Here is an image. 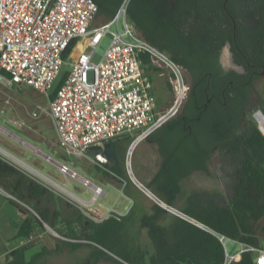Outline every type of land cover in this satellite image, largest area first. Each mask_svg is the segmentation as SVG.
<instances>
[{
    "label": "trees",
    "instance_id": "trees-1",
    "mask_svg": "<svg viewBox=\"0 0 264 264\" xmlns=\"http://www.w3.org/2000/svg\"><path fill=\"white\" fill-rule=\"evenodd\" d=\"M94 1L98 5L97 16L104 17V23L111 20L119 7L127 1L128 19L134 23L139 33L151 44L169 53L172 60L187 66L192 71L188 77L190 90L180 115L181 118L174 124H170V120L164 124L168 126L170 133L180 135L182 139L178 142L176 150L162 162L155 192L157 196L168 205L174 206V201L180 192V176L176 175L173 160L180 152L184 154L189 148L191 150L189 162L201 168L206 165L212 150L217 149L221 155L222 170L232 180V194L227 203L222 202L218 192H194L187 197L186 205L181 209L183 213L203 223L212 231L177 215L174 230L170 232L165 225L158 222L160 216L167 212L160 204L155 205L153 213L142 218V227L147 229L155 250L150 264H225V246L217 234L252 246H263L264 224L261 225V222L264 221V133L255 120L244 121V115L249 102L248 91L254 88V82L259 79L258 71L264 67V0ZM203 1L213 2L215 10L226 3L237 20L241 16L237 5L246 3L247 7L253 9L255 13L253 18L258 28L250 32L245 44L242 45L240 42L237 31V41L247 52L246 60L241 61L245 66V73L217 71L211 65L217 58L210 55L195 57L192 62H188L186 58L166 47L153 32L161 31V12L168 9L171 3ZM167 18L174 25L179 16L170 14ZM231 36L225 35L224 38L234 42ZM224 41L221 42V46ZM75 45L76 41H72L64 52L65 58L72 52ZM140 56L143 60L144 72L151 79L153 88L154 77L159 75L161 69L151 64L147 53H141ZM63 78L58 82L53 95ZM239 78L250 81V84L237 94L238 89L235 90L234 86L239 84ZM231 81H233L232 84ZM168 83L171 87V83ZM233 92H235L234 95H232ZM209 99L212 102L209 103ZM220 101L227 102L226 106H222L220 113L221 125L224 128L223 135L215 139L211 138L208 128L210 117L207 114L201 117L199 127L193 131L187 129L188 116H196L199 113V106ZM260 101L264 108V96ZM242 122L243 128L239 129ZM204 150L202 159H197L196 153L192 154V152ZM186 162L184 161L185 164ZM117 166L118 163L112 165L115 170ZM0 186L17 199H10L11 204L26 213L15 235L16 238H30L38 229L45 230V223L64 236L56 243L53 250L44 246L41 250L34 252L29 259L28 244H21L10 250L4 262L0 264H41L42 259L51 252H62L65 249L75 251L82 246L95 247L90 264H97L101 259L121 262L104 249L113 251L112 248L115 249L116 244H121L118 241L119 233L123 228L121 219L110 217L97 222L81 210L73 209L68 202L64 207L70 208L71 211L63 210L59 207L60 204L54 208L50 203L52 200L58 201L56 193L20 168L5 161L1 156ZM63 223L69 225L64 232L61 228ZM74 223L80 225V231L71 227ZM116 254L132 264H143L144 256L139 252L131 253L126 250ZM229 264H255L254 253L249 250L240 252Z\"/></svg>",
    "mask_w": 264,
    "mask_h": 264
},
{
    "label": "built area",
    "instance_id": "built-area-1",
    "mask_svg": "<svg viewBox=\"0 0 264 264\" xmlns=\"http://www.w3.org/2000/svg\"><path fill=\"white\" fill-rule=\"evenodd\" d=\"M97 14L94 0H0V85L6 91L17 84H26L43 92L48 108L37 104L30 116L46 115L52 119L59 146L67 154L106 167L108 159L101 154L92 158L88 152L90 146H103L141 127L144 128L134 140L149 136L179 111L190 84L184 79L182 64L146 40L128 19L127 1L111 20L92 27ZM106 34L111 35V42L103 58L94 62L93 55ZM80 40L84 48L75 54ZM72 41L76 45L65 58L64 52ZM144 52L151 64L161 69L159 75L169 77L176 93L175 102L163 112L156 108L152 82L143 69L140 55ZM65 63H69L70 70L53 95L54 91L49 90ZM5 102L11 104V97ZM253 118L264 133V113L259 109ZM10 122L19 128L26 125L23 119L14 118ZM0 154L16 166L20 164L9 152L0 149ZM59 167L64 173L81 178L87 190H94L89 200L78 197L84 205L95 203L105 194L101 185L80 176L65 162ZM114 211L107 209L108 213ZM217 235L225 246V264H229L236 256H230L227 251L229 238ZM239 243L240 252L252 251L255 264H264V246Z\"/></svg>",
    "mask_w": 264,
    "mask_h": 264
},
{
    "label": "rangeland",
    "instance_id": "rangeland-1",
    "mask_svg": "<svg viewBox=\"0 0 264 264\" xmlns=\"http://www.w3.org/2000/svg\"><path fill=\"white\" fill-rule=\"evenodd\" d=\"M105 22L104 17L101 15L97 16L93 26H98ZM120 28H123V19L120 20ZM78 47L84 48L83 40H80ZM111 42V35L106 34L97 46L96 52L93 55L92 60L98 62L103 58V55ZM225 61L227 60V55H224ZM70 70L69 63H65L62 66L61 72L57 79L55 80L52 88L49 90L50 93L54 91L58 82L63 78V76ZM184 79L186 83H189L188 75L182 70ZM169 77H161L156 75L154 77L152 95L155 98L156 108L159 112H163L170 108L175 102L176 93L174 92L173 85L170 87ZM257 92L256 95L261 94V99L264 96V76L260 78L256 83ZM11 97V104L6 103V99ZM187 97L184 98L179 111L170 118V124L176 123L181 117L183 107ZM37 104L48 108V99L43 92L34 88L33 86L26 84H17L12 90H4L0 85V148L11 153L13 156L19 158L21 161L32 166L34 169L38 170L40 173L48 176L52 179L50 181L45 178L40 173L29 169L25 164H18L17 166L11 163L3 154L0 156L13 166H16L32 176L35 180L39 181L41 184L48 187L51 191L57 194L58 201L52 200L50 203L54 208L60 204L63 210H69L66 208L65 203H70L73 209H78L84 212L86 216L100 219L103 210L98 211V203L103 204H114L119 202L120 204L126 206V210H132V212L125 218V228L119 233L118 241L121 244H116L112 248L113 251L119 253L120 251H129L131 253L141 252L144 258L148 259L151 254H153L151 240L144 230L140 227V216L144 213H151V202L146 200V198L141 194V192L134 188L130 181H133L132 171H137L138 167L142 166L143 171L146 175L151 173V168L154 164L153 159L146 153L147 143L143 142L139 146L131 148V141L136 137V135L144 128H138L134 131L127 132L120 136L121 144L124 148L119 155V165L122 169V174L126 182L129 185L126 187L124 180L117 174H108V169L105 166L98 164L95 161H89L88 159H80L75 156L67 154L60 146L58 142V137L53 125V121L49 116L41 115L38 118H33L30 116V112L36 107ZM4 109V113L2 112ZM261 110L264 113V108L262 107V101L253 99L251 106H249L244 115V121L248 120L253 122V114L257 110ZM23 119L26 125L23 128H19L10 122V119ZM2 126V127H1ZM243 128V122L240 124L239 129ZM166 129V128H165ZM167 132V131H166ZM18 136V137H17ZM125 136V137H124ZM24 139L31 145L39 147L42 152L46 155L51 156L60 162H65L75 171L79 170L84 177L91 178L93 182L100 184L104 190L105 194L98 197L97 201L93 205L86 206L78 200L79 198L88 200L94 195V190H87L83 185L82 181L78 179L79 177H73L72 173H64L59 165L53 163L50 159H47L43 154L33 150L30 146L23 143L21 139ZM144 150L142 155V160L140 161L141 150ZM94 158V156H92ZM210 172L209 173H199L194 175L187 182L189 188H184L181 196L174 201L176 207H181L187 195L192 192H218L221 195V200L223 203H227V200L232 194V180L231 178L222 170L221 155L217 149L214 150L211 159L208 162ZM108 166H111L109 164ZM107 166V168H109ZM131 169V170H130ZM134 173V172H133ZM60 186L66 188L69 192L60 190ZM153 188V185H150ZM77 196V197H76ZM2 197V196H1ZM3 199V198H2ZM104 209V208H103ZM0 263H3L5 256L8 251L21 245L28 244L29 249L27 251L28 259L30 256L42 247L46 246L53 250L56 243L63 239L64 236L53 229L52 227H46L45 230L38 229L30 238H19L15 237L16 230H18L15 218L12 213L15 211L14 205L7 204L6 206L0 201ZM173 215H177L171 210H167ZM104 215V214H103ZM171 218V217H170ZM264 221L261 222V225ZM48 226V225H47ZM76 226V225H74ZM62 231H66V226H61ZM80 231L79 227H76ZM114 241V240H112ZM262 244L264 246V235L262 237ZM226 246L230 256H234L241 251V245L238 241L232 239H226ZM111 249V248H110ZM108 251L113 257L121 262H114L107 259H101L97 264H132L127 261H123L119 255L113 251ZM95 253V247L84 246L77 251H70L65 249L62 252H51L42 259L41 264H90L91 254ZM135 264V263H133Z\"/></svg>",
    "mask_w": 264,
    "mask_h": 264
},
{
    "label": "flooded vegetation",
    "instance_id": "flooded-vegetation-1",
    "mask_svg": "<svg viewBox=\"0 0 264 264\" xmlns=\"http://www.w3.org/2000/svg\"><path fill=\"white\" fill-rule=\"evenodd\" d=\"M247 4L237 5L239 9L238 20L234 18L227 4L224 3L220 9L215 10L214 3L207 2H173L168 9L161 12L162 28L161 31H153L156 36L159 37L161 42L166 45L173 52L179 54L181 57L187 59L188 62H192L195 57L201 56H214L217 59L212 62V67L217 71H224L230 73L235 71L237 73H245V66L241 62L246 60L247 52L242 48V45L246 43L247 36L253 29L258 28L253 18L254 11L251 7H247ZM170 14H177L179 19L173 25L167 18ZM226 15V17H224ZM239 26V27H237ZM150 33L151 31L148 30ZM237 31L239 32V39L242 45L237 41ZM232 35L233 41L229 38H224ZM224 38V39H223ZM224 41L221 46V42ZM227 55L225 61L224 55ZM183 66L184 71L190 76L192 74L191 69L187 66ZM258 71L259 79L264 76V67ZM240 82L234 86L237 90V94L250 84V81H243L239 78ZM254 82V88L249 89V97L247 108L251 106L253 99L260 101L261 94L256 95L257 92L256 83ZM242 80V81H241ZM233 81H231V84ZM235 92L232 93L234 95ZM212 102L209 99V103ZM227 102H214L211 105L204 103L203 106H199V113L196 116L189 115L186 120L187 129L193 131V129L199 127L201 124V117L208 115L210 122L208 124L209 134L211 138L215 139L218 136L224 134V128L221 125V109L222 106H226ZM195 140V137H193Z\"/></svg>",
    "mask_w": 264,
    "mask_h": 264
},
{
    "label": "crops",
    "instance_id": "crops-1",
    "mask_svg": "<svg viewBox=\"0 0 264 264\" xmlns=\"http://www.w3.org/2000/svg\"><path fill=\"white\" fill-rule=\"evenodd\" d=\"M120 136H122V135H120ZM120 136L116 140L111 141L112 147L117 152V159H118V162H117L118 163V166L116 167L117 169L115 170L112 167V165L117 164V163H111V162H109L108 164H106V168H107V166L109 164H111V166H108L109 168H107L108 169V174H113V175L114 174H117L119 177H123L121 179H122V181L124 180V183H125V185L127 187L129 185V182H126V180L124 179V175L122 174V169H121V167L119 165V155H120V153L122 151V148H124L123 145L121 144ZM134 139H132V141H131V144H130L131 145V148H134L135 146H139L141 143L146 142L147 143V149L145 151H146V153L148 155V158L150 156L153 159V161H154V164L153 165H155V166H152L151 173L149 175H146L144 173L142 166L141 167L139 166L138 169H137V171H134L133 170L132 171V177H133L134 181L136 182V184L133 181H130V183H131V185L134 188H137L141 192V194H143V196L146 198V200H148V201L151 202V209H152L151 210V213H153L154 210H155L154 209L155 208V205L156 204H159V203L156 201V199H154L147 192H145L144 189L142 188V186L146 187L152 193H154L155 195H157L155 192H156L157 186H158L157 180H158V178L160 176V168H161L162 162H163L164 159H166V157H169L171 155V152H173L174 150H176V148H177L176 146L178 145V142L182 138H181L180 135L176 136L175 133L174 134L170 133L169 130H168V126L167 125H163V126L159 127L158 129H156L155 131H153L149 136H147V137H145V138H143L141 140L135 141ZM21 141H22V139H21ZM25 142H26L25 144L28 143L27 141H25ZM31 148H33L34 150H36L37 147L33 145ZM213 152H214V150H212L211 156L207 160L206 165L203 168L196 167L195 166V163L189 162L188 157L191 154L190 148L187 149V151L184 152V154L182 152H180L176 157H174L173 163L175 164L176 175L177 176H180V181H179L180 192H179L178 196L176 197L175 201L181 196V193L183 192V189L184 188L191 187V186H188L189 184L187 182L191 177H193L196 174L198 175L199 173H209L210 172L208 162L211 159ZM143 153H144V150L142 149L141 150V154H140V161L143 158L142 157ZM192 154H195L197 156V159H202L203 156H204V154H205V150L202 151V152H192ZM17 159H19V158H17ZM184 161H187L186 164L184 163ZM23 163H25V162H23ZM25 164L28 165L27 163H25ZM28 166H30V165H28ZM30 167H32V166H30ZM34 170H36V169H34ZM36 171L38 173H40L38 170H36ZM76 172L80 176H84L83 174H81L79 172V170H77ZM40 175L41 176L43 175L45 178H48L50 181H52V179L49 178L48 176H46V175H44L42 173H40ZM150 185H153V188H151ZM191 188H193V187H191ZM205 192H208V190L205 191ZM192 193H194V192H192ZM189 195H187V197ZM187 197L185 198V200L182 203V206L180 208L179 207H176L175 205L173 207L176 208L177 210L181 211V209H183L185 207V205H186V199H187ZM10 199L17 200L13 195H11L10 193H8L4 189L0 191V201L5 206L8 203L11 204ZM22 204L24 206H28V205H26L24 203H22ZM93 204H91V205H93ZM98 205L99 206L96 207V208H97L98 211L103 210L102 215H101V217H100L99 220H97L96 218L94 219L93 218L94 216L91 217L92 219L96 220L97 222H102L103 220L108 219L110 217H116L117 219H121V221L123 222V228H125L126 222L124 220L132 212V210L127 211L125 209L126 206L120 204L119 202H115L112 205L111 204L106 205V204H103L102 202H100V203H98ZM14 207H15V211L12 213V215H10V217L13 216L15 218L17 227L19 228L21 222L23 221L24 217L26 216V213L23 210L17 208L16 206H14ZM107 209H114L115 211L112 212V213H110V212L108 213L107 212ZM1 212L2 211L0 210V214H1ZM151 213H144V214H142L140 216V227H141L142 230H144L146 232L147 235H148L147 229L144 228V227H142V218L145 215H148V214H151ZM176 218H177V215L175 216V215H173V213H170V212L167 211L166 213H164L163 215L160 216L158 222L160 224H162V225H165L169 229V231L172 232L174 230V225L176 223ZM62 225H65L66 226V230L69 227V225H67L66 223H63ZM74 225H76V226H74ZM71 227H74L75 229H76V227H79L81 229L80 225H78L76 223H74L73 225H71ZM123 228H122V230H123ZM202 228H204V229H206L208 231H212L211 229L207 228L206 226L205 227H202ZM17 231L18 230H16V233H17ZM151 246H152L151 248L153 250V254H151L148 259L143 258V264H150L151 257L155 255V250H154L152 241H151ZM82 247H84V246H82ZM82 247L78 248L77 250L81 249ZM102 248H104V247H102ZM104 249L105 250H108L107 248H104ZM77 250H75V251H77ZM227 251H228V249H227ZM141 254H142V252H141ZM235 255H237V254H235ZM121 259H123V258L121 257ZM107 260H109V259H107ZM111 261H114V260H111ZM123 261H127V260L123 259ZM114 262H116V261H114ZM127 262H129V261H127Z\"/></svg>",
    "mask_w": 264,
    "mask_h": 264
},
{
    "label": "water",
    "instance_id": "water-1",
    "mask_svg": "<svg viewBox=\"0 0 264 264\" xmlns=\"http://www.w3.org/2000/svg\"><path fill=\"white\" fill-rule=\"evenodd\" d=\"M23 141H25L24 139H22ZM1 149V148H0ZM3 150V149H1ZM88 152L93 155L96 156L98 154H101L103 157L107 158L109 162L111 163H117L118 159H117V152L116 150L112 147V143L111 142H106L103 146L100 145H93L90 146L88 148ZM41 154H43L47 159H50L53 163L57 164V165H61L60 161H57L56 159L52 158L49 155L44 154L43 152H41ZM25 164V163H23ZM26 165V164H25ZM27 167H29V169L34 170L32 167L26 165ZM36 171V170H34ZM142 186V185H141ZM142 188L144 189L145 192H147L150 196H152L154 199H156V201L163 206L166 210H171L173 212H175L178 216H181L183 218L186 219H193L195 221H197L194 218L189 217L188 215H186L185 213H183L182 211L177 210L176 208H174L173 206L168 205L167 203H165L163 200H161L157 195H155L154 193H152L150 190H148L146 187L142 186ZM152 195H151V194ZM155 197H154V196ZM202 227H205V225L199 221H197ZM46 227L50 228L49 226H47V224L45 223Z\"/></svg>",
    "mask_w": 264,
    "mask_h": 264
},
{
    "label": "bare ground",
    "instance_id": "bare-ground-1",
    "mask_svg": "<svg viewBox=\"0 0 264 264\" xmlns=\"http://www.w3.org/2000/svg\"><path fill=\"white\" fill-rule=\"evenodd\" d=\"M82 49H83V48H80V47L77 46V49H76V51H75L74 53L76 54V53H78L79 51H81ZM1 127H2V126H1ZM22 142H23V143H26V142L23 141V140H22ZM27 145L30 146V147L33 146V145H30L29 143H27ZM32 149H33V148H32ZM33 150H34V149H33ZM35 151L40 152V153L42 152V150H41L39 147H37ZM18 161H19L20 163H22V165H23V162H22L20 159H19ZM60 187H61L60 190L65 191V192H69V193H70V191H68L66 188H64V187H62V186H60ZM150 194H151V193H150ZM151 195H152V194H151ZM153 196H154V195H153ZM154 197H155V196H154Z\"/></svg>",
    "mask_w": 264,
    "mask_h": 264
}]
</instances>
